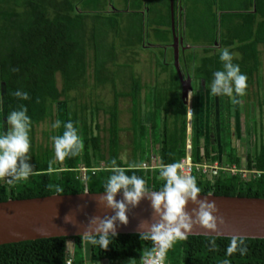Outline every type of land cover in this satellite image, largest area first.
<instances>
[{
	"label": "trees",
	"instance_id": "obj_1",
	"mask_svg": "<svg viewBox=\"0 0 264 264\" xmlns=\"http://www.w3.org/2000/svg\"><path fill=\"white\" fill-rule=\"evenodd\" d=\"M95 1L97 0H0V113L3 111L6 117L21 106L27 107V114L32 122L30 163L35 166V174L26 181L5 184L0 179V201L56 193H82L87 188L91 192H102L115 166L123 167L127 175L142 177L150 190H160L164 183L159 176L161 164L181 161L187 155L188 110L177 83L172 88L176 89V94L164 92L167 98L165 102L160 95L153 98L156 109H151L149 114L159 113L160 116H155V119L151 117L148 130L144 124L141 126L142 133L148 132L149 139V147L144 151L142 161L125 162L121 157L120 135L114 129L115 126L118 127V114L113 109L109 111L104 108L111 121L107 145L103 146V139L96 132V128H100L96 119L101 107L98 102L95 105L91 101L96 99L95 89L109 80L110 72L103 69H108L107 62L112 58L116 61V55L114 44H111L115 56L103 57L99 33L95 34L96 37L88 38L91 29L88 27L89 17L95 14L97 19L103 18L99 13L90 12L97 9L102 0L93 4ZM255 3L254 13L247 11L224 14V22L228 19L233 22L234 17H239L244 23L227 27L228 34H222L219 47L215 46L219 28L215 13H210L211 27H207L208 18L196 29V38L204 36L203 44L207 46L201 50V56L190 55L189 63L193 65L196 80L204 81L207 89L211 87L213 73L222 70L219 49L228 47L230 52L235 53L233 63L239 64L241 72L248 78L246 93L250 92L260 63L258 45L264 43V0H255ZM110 19L109 29L118 30V15L115 14ZM138 21L141 22L139 19ZM157 32L162 33L159 30ZM89 39H93V47L89 45ZM91 49L96 52L92 65ZM90 68H93V74H90ZM171 75L170 78L174 79L175 74ZM17 90L27 92L29 99L17 98L14 95ZM61 103L65 106L64 123L72 121L84 142V149L78 156L63 161L54 159V148L49 143H38L35 137L36 127L48 119H55V107ZM262 106L263 113L264 102ZM196 109L194 104L193 161L209 165L219 162L222 166L235 165L238 169L236 173L221 170L212 178L195 170L193 176L201 188V194L264 198V116L257 126L259 130L257 127H250L248 139L244 141L249 148L246 168L256 173L246 178L240 172L243 156L238 153L237 146L230 142L226 150L222 146L221 154L215 136L211 134L212 137L206 141L204 135L200 134L202 121ZM54 134L57 135L56 130L51 136ZM235 134H241L240 130ZM253 136L255 145L252 148ZM150 145H158L155 152L156 166L144 168L143 163L150 164L154 156L149 149ZM137 152L133 150L134 157ZM213 238L216 240V248L210 250L209 242ZM231 238L189 235L186 240L177 241L168 251L166 263L223 264L224 260H228L229 264H264V238L241 237L247 248L246 254L236 252L228 256L226 249ZM70 240L74 241L71 249ZM151 248L152 242L141 240L139 233H118L106 250L90 243H82L81 236L51 237L0 245V264H67L71 254L72 264H142V258Z\"/></svg>",
	"mask_w": 264,
	"mask_h": 264
},
{
	"label": "clouds",
	"instance_id": "obj_2",
	"mask_svg": "<svg viewBox=\"0 0 264 264\" xmlns=\"http://www.w3.org/2000/svg\"><path fill=\"white\" fill-rule=\"evenodd\" d=\"M234 56L235 53L230 52L228 47L219 49L222 70L213 73L210 91L213 96H226L233 103H239L237 97L246 95L248 78L241 72L239 64L233 63ZM14 95L22 100L29 99V94L20 90L15 91ZM188 119L192 121L193 116ZM6 124L7 130L0 131V179L8 183L26 181L35 174V166L30 163L32 122L27 114V107L21 106L19 110L11 111L6 116ZM60 126L59 120L51 125L53 129ZM63 128L62 135L51 137L54 159L59 161L76 157L84 149L83 139L73 122L69 120L63 124ZM189 137L192 139V132L188 133ZM159 176L164 181L162 188L150 190L142 177L127 175L123 167H113L98 201L113 214L89 218L81 234L82 243H90L106 250L118 235L117 225L126 226L130 208H136L145 199L150 201L154 214L159 218L153 223L143 220L138 225L140 239L152 242V248L142 258L145 264H165L168 251L177 241L186 240L194 226H200L210 232L218 231V225L223 224L224 219L218 214L219 209L215 201L199 198L201 188L196 177L187 173L182 161L161 164ZM88 192L86 190L84 193ZM119 194L123 197L120 200L117 199ZM189 203L196 205L190 212L187 210ZM69 219L71 218H66ZM209 243L210 250H215V238ZM236 252L244 255L247 248L243 238L234 236L226 254L231 256ZM223 264H229V261L224 260Z\"/></svg>",
	"mask_w": 264,
	"mask_h": 264
},
{
	"label": "rangeland",
	"instance_id": "obj_3",
	"mask_svg": "<svg viewBox=\"0 0 264 264\" xmlns=\"http://www.w3.org/2000/svg\"><path fill=\"white\" fill-rule=\"evenodd\" d=\"M94 15L95 14L91 15L88 19V27H91L88 38L95 36L96 33H99V44H102L101 52L104 55L103 57H114L116 55V61L112 58L110 62H107L109 63L107 65L108 69H103V71L105 70L110 72L108 75L111 79L109 78L106 83H102V85L95 89L94 98H96L97 101L96 99H93V101H91L95 105L98 102L97 104H99V107H101V110L99 111L96 119V123L100 125V128H96V132L100 133L103 139V146L105 147L110 135L108 129L110 127L111 120L109 119V114L104 111V108L105 110L107 109L109 111H112V109L115 110L118 114V127L115 126L114 129L117 130L116 132L120 135L119 151L121 152V157L125 162H129L130 160H132L133 162H140L145 157L144 151L146 152L149 147L148 132L144 131V133H142L141 126L144 124L145 127H147L146 130H148V121L150 122L151 117L153 116L152 118L155 119V116L156 118L160 116L159 113V115L149 114L151 109H156L154 107L155 100H153V98L155 95H160L162 101L165 102L167 98L165 97L164 92L170 91V94H176V89L172 88L175 87L176 83L181 86L182 78L175 64V60L173 58L171 50H169L168 55H165V57L163 56L164 51H161L159 48L145 49L142 46V26L138 20L134 19V15H127L125 18L122 17L121 19H119V21L121 22L124 21V24H121L120 22V27L116 31L109 29L110 20H112L110 18L112 16L109 17L110 15H103V18L100 20L97 19ZM210 21L211 18L209 17V23L207 27L212 26V24H210L212 22ZM95 25L98 26L95 27ZM149 32L150 31H148V33ZM106 33L108 35H106ZM189 33L190 32H188V36H190ZM150 34L152 35L150 36ZM104 35H106L107 37ZM149 36L150 41L148 42L156 44L158 40H155V38H153L156 36L155 32L149 33ZM194 36L196 37L197 34H195ZM91 41L93 42V39L90 40L89 45L93 47L94 45H92ZM111 44H114L115 55L114 53H112ZM90 52L92 65L96 52L92 49ZM192 54H195L199 57L202 53L200 50H197L196 52H192L191 55ZM192 56L194 57V55ZM259 57L260 63L258 66V70L256 69L255 71V81L250 90L249 98H244V104H242V106L240 107V109H242V114L240 117L241 129L242 135H244L243 141L245 142L248 139L247 132L249 128L252 127L254 129V127L259 126L262 116H264V111L263 113L261 111V107H263L262 103L264 102V50L262 52L260 51ZM182 66L183 68L186 66L183 59ZM192 66L193 65H191V67ZM89 72L90 74H93V68H90ZM171 73L175 74L174 79L170 78V76L172 77ZM194 75H196V73H194ZM58 81V84L60 85V79ZM164 86L166 87L162 88ZM262 87L263 89H261ZM257 89L259 90L257 91ZM257 92L261 94V96H263L259 98L260 100L258 98H256L255 100ZM127 93H129V96ZM140 94L142 95V98ZM96 95L99 98H97ZM252 101L254 102L251 103ZM234 111L236 112V106L233 105L231 107L232 115L230 122L232 133H230V138L229 136H227L226 138L225 136H223L225 138H223L224 149H221L226 150L229 146L228 143H234L238 148V153L243 156L242 167L245 168L247 166L246 149L248 148V146H246V144L244 142L242 143L240 140L236 142L235 139L231 137L232 134L235 135L236 133V130H234V128L238 127V122L236 116L234 115ZM64 112V104H58L55 107V119H53L52 121L48 119L46 122L41 123L36 127L35 137L38 143H42L43 145L49 143V145L53 147L51 134L54 132V130H56L57 135L63 134ZM3 113V111L2 113H0V131H5L8 127L6 124V117ZM200 117L202 121L200 125L202 126L203 116ZM57 120L61 122V126L58 129H53L51 125ZM206 120H208L207 113L205 114L204 118L205 125H203L200 130V134L204 135V139L207 141L212 137L210 135V133L212 132L209 131V123L207 124ZM119 127L120 129H116ZM257 129L259 130V127H257ZM53 136H56V134H54ZM134 140H136V142H134ZM252 140L253 148L255 145L254 136ZM216 141L218 142V138L216 139ZM149 149L152 152H157L158 145H150ZM133 150L138 151L135 155L136 158L134 157ZM153 159V161L156 162L155 155L153 156ZM73 242V240L69 241L70 249L73 247Z\"/></svg>",
	"mask_w": 264,
	"mask_h": 264
},
{
	"label": "crops",
	"instance_id": "obj_4",
	"mask_svg": "<svg viewBox=\"0 0 264 264\" xmlns=\"http://www.w3.org/2000/svg\"><path fill=\"white\" fill-rule=\"evenodd\" d=\"M250 1L251 0H102L98 8L90 12L105 16L110 15L109 17L116 14L118 15V19L122 17L125 18L127 15H134V19H139L141 21L140 23L143 29L142 46L145 49L159 48L161 51H164L163 56H167L169 50H171L174 60L176 57L175 36L178 38V64L182 72H180L182 78V84L180 86V92H182L180 94L181 98L187 106H194L195 104L198 116H203L202 126L205 125L204 118L207 113L208 120H206V122L207 124L209 123V131L212 132L210 135L212 134L216 139L218 138V142L216 143L221 153V148L224 143L223 140L227 136L230 138V133H232V128H230L232 115L230 106H236L234 115L237 118L238 127L234 128V130H236V133L238 130L241 132V134L238 135L232 134L231 137H233L236 142H238V140L242 143L244 142L240 118L242 109H240V107L244 104V98H249L250 92L246 93L243 97H237L240 101L239 103H232L231 99L226 96H213L210 89L206 88L204 81L198 82V80H196L194 68H192L191 63H189V57L192 52H196L197 50L201 51L203 47L207 46L203 44V40H205L204 36L199 39L194 35L197 34L196 29L198 30L200 23H204L208 20L211 12L215 13L218 18V39L216 40L215 46L219 47L222 34H228L227 27H230V25L232 27L233 24L241 25L244 23V20L239 17H234V19H232L234 20L233 22L229 19L224 22V14L246 13L247 11L250 13L256 12L255 0L251 3ZM97 2L98 0L93 4H98ZM122 23L124 24V21L121 22V24ZM222 25L225 28L222 27ZM157 30L162 33L157 32ZM148 31H150L149 33L155 32L156 36L153 38L159 42L157 41L156 44L149 43L148 41H150V36L152 34L149 36ZM188 32H190V36H188ZM166 33H169L168 36H165ZM259 49L261 52L264 50L263 42L259 44ZM182 59L186 65L184 68L182 66ZM184 83H187L186 97L183 93ZM261 89H263V87ZM258 90L259 89H257V91ZM256 95L255 100L256 98L259 99L263 97L258 92ZM190 121L191 120L188 119V133L192 132L193 127L192 121L191 123ZM223 136H225V138ZM247 151L248 148L246 149V154ZM153 154L155 155V151H153Z\"/></svg>",
	"mask_w": 264,
	"mask_h": 264
},
{
	"label": "water",
	"instance_id": "obj_5",
	"mask_svg": "<svg viewBox=\"0 0 264 264\" xmlns=\"http://www.w3.org/2000/svg\"><path fill=\"white\" fill-rule=\"evenodd\" d=\"M178 38L175 36V64L181 76L178 58ZM183 93L187 96V83ZM187 103V102H186ZM191 137V135H190ZM88 193H84L85 191ZM52 194L26 199L0 201V245L51 237L81 236L89 218L112 215L110 209L100 204L102 192ZM122 194L117 199H122ZM200 199L215 201L224 223L217 232L194 226L189 235L264 238V198L201 194ZM196 205L189 203L190 212ZM126 226L117 225V233H139L141 221L156 222L150 201L145 199L129 210ZM66 218H71L66 220Z\"/></svg>",
	"mask_w": 264,
	"mask_h": 264
},
{
	"label": "built area",
	"instance_id": "obj_6",
	"mask_svg": "<svg viewBox=\"0 0 264 264\" xmlns=\"http://www.w3.org/2000/svg\"><path fill=\"white\" fill-rule=\"evenodd\" d=\"M193 108L192 107H188V117H192L193 116ZM153 157H152V161L149 164L148 162H144L142 167L144 168H148V167H155L156 166V162L153 161ZM184 165H185V170L187 171L188 174L193 175L194 171L197 170L199 172H202L204 174H207L209 177H214L217 176L221 170H226L228 172H233L236 173L238 171V169L236 168L235 165H226V166H222L219 162H215L213 165H209V164H205V163H195L193 161L192 158V139L189 137L187 140V155L185 158H183L181 160ZM85 169V168H83ZM240 172L242 173L243 177L246 178H250L253 175H255L256 173L253 170L247 169V168H242L240 169ZM3 183L5 184H10L8 182H6L5 180H3ZM67 264H72V254L69 256ZM145 264V261L143 260V263ZM165 264L166 261H165Z\"/></svg>",
	"mask_w": 264,
	"mask_h": 264
}]
</instances>
